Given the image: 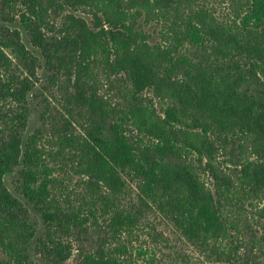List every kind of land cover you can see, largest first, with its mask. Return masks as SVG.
Returning a JSON list of instances; mask_svg holds the SVG:
<instances>
[{
    "label": "trees",
    "instance_id": "trees-1",
    "mask_svg": "<svg viewBox=\"0 0 264 264\" xmlns=\"http://www.w3.org/2000/svg\"><path fill=\"white\" fill-rule=\"evenodd\" d=\"M0 22L43 58L0 27V264L36 239L45 264H264V0H0Z\"/></svg>",
    "mask_w": 264,
    "mask_h": 264
},
{
    "label": "rangeland",
    "instance_id": "rangeland-1",
    "mask_svg": "<svg viewBox=\"0 0 264 264\" xmlns=\"http://www.w3.org/2000/svg\"><path fill=\"white\" fill-rule=\"evenodd\" d=\"M77 15L81 16V17H84L88 22L91 21L90 16L85 14V13H83V12H78ZM5 26H8V27H10L12 29H18L21 32L23 41L26 44V46L28 47V49L32 50L35 53V55L39 56V58L43 62L42 56L40 55V53L37 50L34 49V47H32V45H31V43H30V41H29V39H28V37L26 35V32L24 31V29L21 27V25L18 22L14 23V24H7V23H1L0 22V27H5ZM144 29L146 30V32L148 34H150L151 43L154 44V43L158 42V40H159L158 31L160 29L159 26H156V24H151V25H148V26L144 27ZM39 74H40L41 82L39 83L38 87L36 88L35 93L33 94L34 97L30 96L31 97L30 106H31V109H32V114H31V118H30V121H29L28 129H27V132H26V137L28 135H30L31 133H33L35 128L38 126V115H39V104H38L39 97L38 96H39V90H40V88L42 87L43 84H46V74H45L44 69H40L39 70ZM15 176H16V173H13V174H10V175L6 176L5 181H6L7 187L9 188V190L17 198L22 200L27 205V207L30 209L32 214L34 216H36L35 211L32 209V207L26 203V201L23 199L21 194L17 191V189L15 187V184H14ZM263 206H264V204H263ZM38 219L40 221V218H38ZM158 227H160L161 230H164V233L166 234V236H168L170 238V240H171L170 247L172 249H174V248H176L177 250H181L182 249V251H184V252H186L188 254H191L194 257L197 256V254L193 251V249L191 247H189L188 245H183L182 243L178 242L176 236L172 233V230L166 224H164V225L160 224V225H158ZM42 231H43V225H42V221H40L38 236L42 233ZM37 245H38V242H37V239H36L34 241V243L32 244V247H31V250H30L31 257H32L33 261L36 264H45L43 259L37 253ZM165 252H167V251L165 250ZM169 261L170 260L167 259L166 260V264H172Z\"/></svg>",
    "mask_w": 264,
    "mask_h": 264
}]
</instances>
